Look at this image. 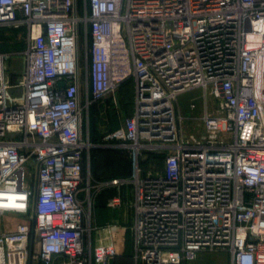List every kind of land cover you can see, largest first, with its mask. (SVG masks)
Listing matches in <instances>:
<instances>
[{
  "label": "built area",
  "instance_id": "built-area-1",
  "mask_svg": "<svg viewBox=\"0 0 264 264\" xmlns=\"http://www.w3.org/2000/svg\"><path fill=\"white\" fill-rule=\"evenodd\" d=\"M22 27V52L0 35V217L27 220L0 232V264H111L129 230L134 264H264V0H0V32ZM128 80L133 114L102 147L130 151L132 176L93 183L81 97L89 107ZM194 90L217 116L184 141L177 106ZM148 153L161 170L144 172ZM109 187L130 189L107 206L131 208L132 224L94 245Z\"/></svg>",
  "mask_w": 264,
  "mask_h": 264
},
{
  "label": "rangeland",
  "instance_id": "rangeland-1",
  "mask_svg": "<svg viewBox=\"0 0 264 264\" xmlns=\"http://www.w3.org/2000/svg\"><path fill=\"white\" fill-rule=\"evenodd\" d=\"M28 44V30L25 27L9 29L5 32L4 37L2 38V47L9 52L24 51L28 47ZM81 53L86 59V48H82ZM20 67L21 61L19 59L14 58L11 60V72L19 70ZM121 94L125 95L124 98ZM114 99L120 100L119 105L112 104ZM129 100L130 99L127 97L126 92L122 93L118 90L115 93L108 95L104 103L94 105L93 107L95 110L94 114H92V104L89 105V107L87 106L86 94L83 92L81 105L85 111L87 125L90 128V123H93L95 133L101 137V141L97 143L98 149L93 152V173L98 176H115L119 171L131 172L133 170L134 163L130 151L121 149L112 150L113 148L102 147V145H106L108 143L105 140L106 136L111 134L114 130H117L118 127L122 126L124 120L129 117ZM179 102L182 106L178 105L177 109L184 118L183 121L178 120L177 122L179 128L178 135L182 137L184 141H188L191 136L199 138L205 135L204 123L201 122L202 118L205 115H209L211 117L217 116L216 109L214 108L211 99L208 98L202 90H194L181 95L179 97ZM147 155L149 154H145V156ZM147 158L149 159H143L141 162V167L144 169V172L147 173L149 169L154 171L162 169L164 158L161 155L157 154L153 157L150 156ZM129 196L128 198H130ZM124 211L126 213L128 225L130 226L132 224V210L127 207ZM26 220L27 217L23 216L0 217V232L4 230H11L16 226V224L25 222ZM100 223V226L106 224L105 222ZM101 229L99 232L102 231ZM126 233H128L127 244L129 251L131 252L132 232L129 230ZM96 236L97 234H93L92 242H94ZM227 262L228 256L226 253H205L196 264H225Z\"/></svg>",
  "mask_w": 264,
  "mask_h": 264
},
{
  "label": "trees",
  "instance_id": "trees-1",
  "mask_svg": "<svg viewBox=\"0 0 264 264\" xmlns=\"http://www.w3.org/2000/svg\"><path fill=\"white\" fill-rule=\"evenodd\" d=\"M118 90L121 91L122 93L126 92L127 97L130 99L128 104H130L129 105L130 106L129 117H131L133 114V111H134V83H133V81L128 80V81L124 82ZM124 96L125 95L123 94L122 97L124 98ZM104 101L105 100H103L101 102H95L92 104V111H91L92 114H94V110H95L93 106L96 104L97 105L102 104V103H104ZM113 101H112V104L114 105L115 103ZM117 101H118V105H119L120 100H117ZM120 127H118L117 129H119ZM89 129H90V139H91L93 144L97 145V143H99L101 141V137L95 133V128H94L93 123H90ZM97 149L98 148L96 147V148H93L91 150V177H92L93 183H101V182L110 181L112 179H119V178L120 179H129L132 176L133 170L131 172L119 171L115 176H108V177H101V176H98L97 174H94L93 173V164H94L93 163V152H95ZM112 150H114V149H112ZM115 150H117V149H115ZM148 154L149 155H147V157H150V156L153 157L154 155H157L155 153H148ZM148 159L149 158H147L145 160H148ZM129 190L130 189L128 187H123L121 189V191L118 192L117 188H114V187L106 188L101 193L97 194V196L95 198V203H94L93 209L94 208L96 209L97 206L104 208L107 205L108 200L117 196V195H122L126 199V196H128Z\"/></svg>",
  "mask_w": 264,
  "mask_h": 264
},
{
  "label": "crops",
  "instance_id": "crops-1",
  "mask_svg": "<svg viewBox=\"0 0 264 264\" xmlns=\"http://www.w3.org/2000/svg\"><path fill=\"white\" fill-rule=\"evenodd\" d=\"M8 30L9 29H4V30H2L0 32V35H1V50L3 52H8V53H18V52L6 51L2 47V38L4 37L5 32L8 31ZM20 52H22V51H20ZM179 105L182 106V104H180V102H179ZM146 159H147V156H146ZM103 190H105V189H102L99 193H101ZM118 192H120V190H118ZM124 209L125 208L113 210V209L108 208L107 205L104 208H102L100 206H97L96 209L95 208L93 209L92 222H93L94 227H97V228L101 229L102 227H105L109 223H117L123 228L124 227H130L131 225L130 226L128 225V221H127L126 213H125ZM100 222H105L106 224L103 225V226H100L99 225ZM127 240H128V233H125L124 234V245H123V248H121V254L118 257H116L111 262V264H134L133 263V259H132L133 242H132V250L130 252L128 244H127ZM110 242H111V238L107 235V233L105 231H100L99 233H97V236H96L93 244L94 245L102 244V243L103 244H107V243H110ZM200 259L197 262H199ZM62 262H63V259L59 258L58 261H57V264H62ZM197 262H195L193 264H196ZM225 264H228V262L225 263Z\"/></svg>",
  "mask_w": 264,
  "mask_h": 264
},
{
  "label": "water",
  "instance_id": "water-1",
  "mask_svg": "<svg viewBox=\"0 0 264 264\" xmlns=\"http://www.w3.org/2000/svg\"><path fill=\"white\" fill-rule=\"evenodd\" d=\"M64 85H65L64 83L61 84V86H64Z\"/></svg>",
  "mask_w": 264,
  "mask_h": 264
}]
</instances>
